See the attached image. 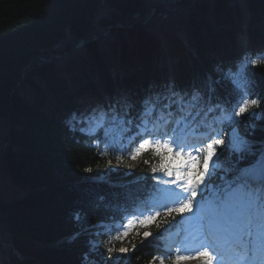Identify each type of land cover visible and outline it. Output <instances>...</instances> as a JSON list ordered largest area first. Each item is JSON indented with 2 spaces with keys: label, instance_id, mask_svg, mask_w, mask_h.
<instances>
[{
  "label": "trees",
  "instance_id": "16d2710c",
  "mask_svg": "<svg viewBox=\"0 0 264 264\" xmlns=\"http://www.w3.org/2000/svg\"><path fill=\"white\" fill-rule=\"evenodd\" d=\"M245 1L246 30L236 0H0V264H151L163 254V234L181 223L164 209L133 228L128 254L113 251L108 261L105 249L123 239L114 224L147 212L180 160L158 147L130 159L137 143L122 139L119 126L107 128L109 147L93 146L104 129L89 137L67 122L93 104L99 113L126 97L139 107L167 86L179 91L225 75L215 125L226 134L231 117L239 138L264 148V0ZM155 7L170 11L135 24ZM245 100L258 119L233 116ZM236 158L224 152L219 166ZM214 183L203 196L224 186Z\"/></svg>",
  "mask_w": 264,
  "mask_h": 264
},
{
  "label": "snow or ice",
  "instance_id": "6c2138e0",
  "mask_svg": "<svg viewBox=\"0 0 264 264\" xmlns=\"http://www.w3.org/2000/svg\"><path fill=\"white\" fill-rule=\"evenodd\" d=\"M258 61L253 60L255 65ZM225 75H221L218 79L206 78L200 84L192 85L187 89L176 90L174 86H167L166 94H157L156 98L151 97L142 100L137 107L128 98L123 97L114 103L109 102L104 106L106 110L101 111L100 118L97 119L95 113L97 108L86 110L84 112L74 113L69 121L70 130L78 131L89 137L95 136L96 129H104V138L96 137L93 139V146L99 148L101 143L105 147H109L107 128L111 126H119L123 134H128L126 139L128 143H137V147L129 153L132 160H136L137 156L145 150L154 149L155 147L167 148L174 152L175 156L186 157L187 162L175 165L177 176H183L182 180L172 181L178 183L182 191L187 195L183 196L181 203L176 207L167 208V213H181L192 211V199L195 198L200 191H207L210 187H216L214 179L218 178L224 182V186L220 188L217 197V220L219 226L228 233L237 243L243 240V248L245 253H251L249 259L247 255L242 257L245 264H251V260L259 259L264 264V148L254 150L246 139L238 137L237 130L234 127L239 121L229 118V135L230 139L225 143L220 132H213L209 135L208 141L200 145L185 146L178 142L176 137L177 129L181 123L187 125L195 121L202 114H215L218 111H224L217 94V85L226 79ZM231 82V81H229ZM258 100L252 99L250 104L258 106ZM249 101L245 100L233 112L234 117H241L247 113L249 119H258L260 113L250 112ZM179 117L176 124L169 130L172 124V118ZM95 125V127H92ZM137 137L139 140L137 141ZM224 145L218 153L217 146ZM127 144H121L114 150L117 161H122V153ZM224 152L230 155L235 153L236 159L230 163V167L226 170L220 165L219 157ZM101 154H105L101 151ZM254 157L251 163L241 166L247 158ZM111 163V160H109ZM145 163H147L145 161ZM202 163L203 171H195L192 169ZM91 171V169H86ZM156 169H153L155 172ZM126 175V174H125ZM171 175V172H169ZM140 179V178H138ZM169 183V181H164ZM122 193L114 192L112 196L119 199ZM104 195L99 196L100 201H105ZM158 214V213H157ZM153 217H147L150 221ZM74 219L79 223L82 219L81 213L77 212ZM145 223V220H141ZM99 223V222H98ZM124 227V225H122ZM151 233H144L145 238ZM216 248L215 240L207 238L201 243V249L197 250L199 256L205 257L204 264H221V255H214L209 249ZM135 250V246H133ZM109 254L107 260L111 261V253L115 251L109 247L105 249ZM177 251H180L177 249ZM120 254L129 252L127 248L118 250ZM184 256H176V260L185 259ZM164 257L161 258L163 264Z\"/></svg>",
  "mask_w": 264,
  "mask_h": 264
},
{
  "label": "rangeland",
  "instance_id": "374dc122",
  "mask_svg": "<svg viewBox=\"0 0 264 264\" xmlns=\"http://www.w3.org/2000/svg\"><path fill=\"white\" fill-rule=\"evenodd\" d=\"M236 3H238V7L240 9V15L242 16V20L240 22V24L243 26H245V29L246 30L249 26V20H245V22H243V18L246 16L247 17V12H246V1L245 0H236ZM174 10V9H173ZM178 9L175 8L174 11H176ZM244 30H238L240 31L239 34H241L240 37L243 36V33H244ZM106 32V31H105ZM104 32V34H105ZM239 37V38H240ZM246 42V41H245ZM244 42V43H245ZM82 42H79L78 43V46L81 45ZM244 49V48H243ZM93 108H96V104H93L91 105ZM92 107H88V109L86 110H91ZM92 108V109H93ZM84 110V111H86ZM100 114L101 112L99 113H96V118L99 119L100 118ZM73 114L67 116V122L69 124V121L71 119ZM94 127V126H92ZM186 137L187 135H185V138H183V141L186 140ZM239 137V136H238ZM225 143H227L230 139V135L229 133L223 137ZM224 147V145H220L218 146V150L220 151L222 148ZM186 158V157H185ZM183 178H175L173 180H171L170 184L169 185H166V188L163 189V191L161 192L160 194V200L161 201H174L172 202L174 204V206H178L179 203L183 202L182 201V198L183 196L187 195L186 193H184L181 189V187L179 186L178 183H173L172 181H179V180H182ZM178 187V193H176V198L175 200L173 199V196L175 194V191L172 190L171 188L172 187ZM151 204H154V201H152ZM193 207V206H192ZM217 206H213V204H211V202L207 201L206 203H199L197 204V206L193 207L192 208V218H190V221L192 222H201L202 224H204V227H209L210 230H208L209 232H207V235H212L211 231H214L216 234H215V239H217V236H221L222 238L224 237V235H226L224 233V229H222V227L219 226V223H218V220H217ZM208 209V210H207ZM209 210H212L211 212H209ZM138 220H133V219H128L124 225V227L121 226V231L124 233V239H122L121 242L117 243L116 245V249L113 253L114 257L115 256H121L122 254H120L118 252L119 249L121 248H127L129 249L130 246H132V242L131 240L129 239V236L127 235L130 231V228L131 226ZM116 225H118L116 223ZM115 226V225H114ZM192 228H193V225L192 223L190 224V222L188 223V226L186 227V232L185 234L183 235V242H179L178 244H174V245H169L168 243V239L169 237L167 236H164V240H165V243H164V246L162 247V250H166V251H171L172 254H173V261L172 263L170 264H204V261H205V257H202V256H195L196 254H191V250L194 249L195 247L198 246L197 244V238H195L194 240V244L192 245L191 244V241L194 239L195 237V234L193 233L192 231ZM147 231H145L146 233ZM188 232V236H187V233ZM149 233V232H148ZM178 234V232H176V235ZM149 237L145 238L144 236V233H143V241H146L148 240ZM177 249H179L180 251H177ZM128 254V253H126ZM184 256V257H187L185 259H180V260H176L175 257L176 256ZM164 257V261H163V264H168L166 261H165V256H156L154 259H153V262L151 264H161V258ZM85 263L86 264H98L97 262H94V261H90V260H85Z\"/></svg>",
  "mask_w": 264,
  "mask_h": 264
},
{
  "label": "water",
  "instance_id": "95a60500",
  "mask_svg": "<svg viewBox=\"0 0 264 264\" xmlns=\"http://www.w3.org/2000/svg\"><path fill=\"white\" fill-rule=\"evenodd\" d=\"M157 10H162V11L165 12V13H168V12L170 11V10H167V9H165V8H163V7H155V8H153L151 15H149V16L143 18L142 20L136 22L135 24H140V23H143V22L147 21L148 19H150L151 17L154 16V14L157 12ZM174 10H175V9H174ZM174 10H172V11H174ZM114 26H117V25H113V26L110 25V26H108L107 29H106V33H107L109 30H111ZM118 26H121V25L118 24ZM130 27H132V26H126V28H130ZM88 37H91V35H89Z\"/></svg>",
  "mask_w": 264,
  "mask_h": 264
},
{
  "label": "bare ground",
  "instance_id": "6f19581e",
  "mask_svg": "<svg viewBox=\"0 0 264 264\" xmlns=\"http://www.w3.org/2000/svg\"><path fill=\"white\" fill-rule=\"evenodd\" d=\"M176 9H179V7H177ZM257 45V44H256Z\"/></svg>",
  "mask_w": 264,
  "mask_h": 264
}]
</instances>
